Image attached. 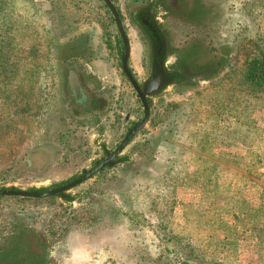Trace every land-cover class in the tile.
Listing matches in <instances>:
<instances>
[{"label": "rangeland", "instance_id": "obj_1", "mask_svg": "<svg viewBox=\"0 0 264 264\" xmlns=\"http://www.w3.org/2000/svg\"><path fill=\"white\" fill-rule=\"evenodd\" d=\"M211 1L230 43L227 63L154 110L131 143L145 138L148 150L137 170L95 174L75 188L81 201L0 198V219L35 221L56 264H264V0ZM102 8L100 0H0L2 182L64 180L89 164L84 138L100 155L64 114L54 46L84 11L106 26ZM117 77L122 117L140 106Z\"/></svg>", "mask_w": 264, "mask_h": 264}, {"label": "flooded vegetation", "instance_id": "obj_2", "mask_svg": "<svg viewBox=\"0 0 264 264\" xmlns=\"http://www.w3.org/2000/svg\"><path fill=\"white\" fill-rule=\"evenodd\" d=\"M100 1L106 26L97 24L89 11H84L86 16L77 22L80 26L70 27L54 46L63 113L75 127L90 133L100 155L88 153L90 142L84 138L83 154L89 164L79 171L49 186L22 188L12 182L11 175L17 171L13 167L3 172H10L12 178L6 182L0 179V190L42 193L94 172L47 196L0 194V198L58 196L68 202L81 201L87 196L83 189L75 188L95 174L120 168L137 170V155L146 158L148 150L145 138L131 143L151 123L154 110L167 99L214 79L227 63L230 43L211 0ZM119 70L140 106L138 111L125 110L122 117L118 115V88L123 85L115 81ZM32 166L27 160L25 167ZM19 220L0 219V233L7 231L0 234V264H56L54 243L38 232L35 221L30 225Z\"/></svg>", "mask_w": 264, "mask_h": 264}, {"label": "water", "instance_id": "obj_3", "mask_svg": "<svg viewBox=\"0 0 264 264\" xmlns=\"http://www.w3.org/2000/svg\"><path fill=\"white\" fill-rule=\"evenodd\" d=\"M138 129V127H136L135 129H133L127 136V138L133 134L136 130ZM94 172L93 171H90L89 173L85 174L84 176H82L81 178L73 181L72 183L70 184H67V185H64L58 189H53V190H49L47 192H42V193H39V192H36V191H27V190H0V194H17V195H21V196H33V197H40V196H47V195H50V194H53L55 193L56 191H60V190H63V189H66V188H69L70 186L74 185L76 182L82 180L83 178L87 177L88 175L92 174Z\"/></svg>", "mask_w": 264, "mask_h": 264}, {"label": "crops", "instance_id": "obj_4", "mask_svg": "<svg viewBox=\"0 0 264 264\" xmlns=\"http://www.w3.org/2000/svg\"><path fill=\"white\" fill-rule=\"evenodd\" d=\"M246 146V145H245ZM247 147V146H246Z\"/></svg>", "mask_w": 264, "mask_h": 264}, {"label": "trees", "instance_id": "obj_5", "mask_svg": "<svg viewBox=\"0 0 264 264\" xmlns=\"http://www.w3.org/2000/svg\"><path fill=\"white\" fill-rule=\"evenodd\" d=\"M263 78V77H262Z\"/></svg>", "mask_w": 264, "mask_h": 264}]
</instances>
